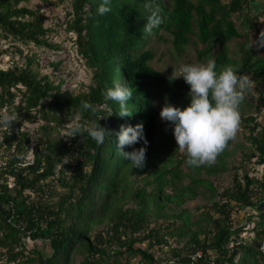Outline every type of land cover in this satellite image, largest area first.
I'll list each match as a JSON object with an SVG mask.
<instances>
[{
  "label": "trees",
  "instance_id": "16d2710c",
  "mask_svg": "<svg viewBox=\"0 0 264 264\" xmlns=\"http://www.w3.org/2000/svg\"><path fill=\"white\" fill-rule=\"evenodd\" d=\"M23 2L29 0H0V42L12 37L23 44L58 46L47 37L51 29L44 24V13ZM100 3L73 0V17L67 21V31L76 33L77 51L92 71L85 90L64 89L63 78L56 82L41 75L34 67L40 64L35 55H25L22 65L0 67V110L9 103L8 112L15 117L10 128L0 127V254L8 264H73L78 255L80 264H121L124 255L140 256L143 264H264V174L247 170L248 164L264 165V125L261 129L258 123L250 125L247 139L252 147L243 153L239 166L230 163L239 149L238 143L229 149L230 141L213 166L189 167L176 149L173 125L161 127L159 117L165 101L181 108L190 103L189 86L183 78L171 80L172 74L153 68V50L143 49L152 36L166 40L167 33L180 52L194 33L197 14V37L204 52L219 47L214 55L217 71L232 66L238 74L251 75L264 101V57L254 60L249 46L240 47L243 55L235 58L229 45L242 36L232 15L246 9V27L260 3L111 0V11L99 15ZM157 9L163 22L145 36L146 17ZM6 51L0 49V58ZM114 81L132 91L127 102L130 116L120 117L119 105L103 95ZM81 101L93 104L95 113L84 111ZM248 106L245 94L240 116L256 121L254 115L244 117ZM78 116L79 123L96 121L109 132L103 144L87 133L69 137L67 125L77 122ZM35 121L42 122L39 137L32 162L26 163L31 137L24 124ZM137 124L143 125L148 144L140 141L124 151L146 147L143 168H132L117 150L121 125ZM63 129L68 130L67 137L61 136ZM229 170L231 185L220 192L216 178ZM200 195L212 203L199 205L194 212L184 206ZM129 199L135 205L126 207ZM246 208L259 215L253 243L244 240V225L235 224L232 217L234 210ZM26 238L44 242L49 252L38 245L27 251ZM146 240L147 248L136 246ZM155 245L169 246L171 256L156 257L151 251Z\"/></svg>",
  "mask_w": 264,
  "mask_h": 264
},
{
  "label": "rangeland",
  "instance_id": "374dc122",
  "mask_svg": "<svg viewBox=\"0 0 264 264\" xmlns=\"http://www.w3.org/2000/svg\"><path fill=\"white\" fill-rule=\"evenodd\" d=\"M72 1L73 0H49L48 2H43L42 0H29V2H23L22 4L28 5L33 9L39 8L44 13V24L46 27L51 29L47 37L49 38L50 42L58 46L54 48L46 46L40 47L35 46L33 43L23 44L21 42L14 41L12 37L8 39L2 37L0 42V49H6L7 51L0 58V67L6 69L12 66L14 63L22 65L26 60L25 55H35L40 64L37 65L35 63L34 67L39 68L41 75L48 74L50 75V78L52 80H55L56 82H59L60 78H63L64 89L67 88L74 92L85 90L86 86L92 80V71L87 66L85 59L77 51V44L75 43L76 33L67 31V21L73 17ZM166 1L171 3V0ZM222 1L224 3H227L230 0ZM256 1L260 3V6L255 14H250V17L253 18L250 20L249 24L246 27L243 23L246 18L244 15L247 12L246 9L243 10L241 14L240 12H236L232 15V18L234 19L238 30L242 33L241 37L233 38L229 43L230 54L235 58H239L243 55L240 47H243L245 50H247L249 46H251L255 51L256 57H254V60H256L258 56L264 57V0ZM198 20L199 17L197 14H195L193 20L194 33L190 36L189 43L180 52H178L174 48L172 39L168 36L167 33H164L166 40L159 38V36H152L147 40L143 49L153 50L155 56L150 61V64L153 68L167 74H173L174 68L178 69L181 64H194L206 62L209 58L214 59V55L219 50V47L215 46L212 51L204 52V50L206 49L204 48V45L200 43L197 37ZM246 33L248 34V37ZM246 37L248 38V44H244ZM18 48L23 50V55H20ZM200 51L204 52L202 56L199 55ZM206 54H209V56H206ZM55 63H57V65H55ZM247 76H249L252 81L251 90L246 93L251 106L246 107L245 112L248 114H245L244 117L254 115L256 116V121L248 122L246 119L241 118L240 127L236 138L231 141L232 145L229 149H232L236 143L239 144V149L230 158V163L234 162L237 164V166L241 164L240 161L243 153L245 151L247 153L250 152V149L252 147L251 142L247 139V136L250 132V125L258 123V129H261V127H263L264 125V101L261 99V93L259 91L260 88L255 83L254 78L251 75L247 74ZM19 97L20 94L18 93V96L13 102V108L14 105L19 101ZM7 105L9 108H11L9 106V103ZM8 107L5 106L2 111L9 113ZM41 123V121H35L33 123L25 122L24 124V130L29 131V135L31 137L29 144L30 154L24 160L26 163L32 162V151L39 137L38 129ZM169 123L170 122L162 121L160 119L161 127H164ZM70 125L71 124H68L67 126L69 127ZM67 132L68 130L66 129L61 130V136L67 137ZM254 159L255 157L253 158V160ZM247 170H249L251 175L261 176L264 174V165L262 167H257L253 164H248ZM232 172L233 170H229L222 176L216 178V182H219L220 185L218 189L220 192H222V190L227 186L231 185ZM239 173L242 174L243 170H240ZM201 175L206 176V173L202 171ZM136 179L138 180V185L143 186V180L138 177H136ZM59 191H61L60 188ZM56 199L57 196H55V198H53L51 201L54 202ZM216 199L219 198L217 197ZM211 203L212 202L208 200L207 196L203 197L202 195H200L195 200L187 202L184 206L194 212L197 209V206L203 204L210 205ZM125 205L126 207L135 205V201L129 199L125 203ZM232 217L235 224L239 226L244 225V230L242 232V237L244 238V240L252 242L255 237V231L253 230V227L259 220V215L257 214V212L250 208H246V210H234ZM43 243L44 242H41L39 240L34 241L30 238H26L27 251L38 245V247H42L46 250V252H49L50 247L48 245L45 247ZM149 244L150 242L146 240L144 242L137 243L136 246L147 248ZM262 250L264 251V242ZM151 251H153L155 256L159 258H166L171 256V254H169V246L166 245H155L151 248ZM81 260L82 256L78 255L74 259L73 264H80ZM139 260L140 256L126 258V255H124L121 260V264H143V262H140ZM0 264H8L6 263L5 256L1 254Z\"/></svg>",
  "mask_w": 264,
  "mask_h": 264
},
{
  "label": "clouds",
  "instance_id": "9594fccd",
  "mask_svg": "<svg viewBox=\"0 0 264 264\" xmlns=\"http://www.w3.org/2000/svg\"><path fill=\"white\" fill-rule=\"evenodd\" d=\"M111 11V0H101L97 8L99 15ZM163 22L158 9L151 11L146 17L143 33L149 36L153 29ZM178 73V74H177ZM172 79L183 78L189 86L190 103L181 108L165 101L159 112L162 121L173 125V135L177 150L183 154L185 163L192 168L213 166L218 156L226 149L228 143L236 138L241 116L240 105L245 94L251 90L252 81L245 74H238L232 66H225L217 71L214 59L194 64H181L174 68ZM105 99L119 105L117 114L120 117L130 116L127 102L132 98V91L126 84L114 81L103 93ZM84 111L95 113L96 109L88 101H81ZM77 122L70 126L69 137H81L87 133L97 144H103L109 132L99 122L90 121L86 124ZM15 117L0 110V127H11ZM167 130V129H166ZM118 136L117 150L132 168H143L146 159V147L132 151H124L125 146L143 141L148 144L142 124L133 126L121 125Z\"/></svg>",
  "mask_w": 264,
  "mask_h": 264
}]
</instances>
